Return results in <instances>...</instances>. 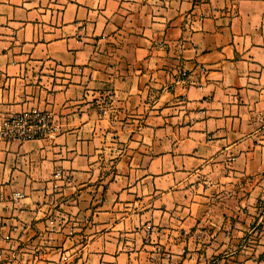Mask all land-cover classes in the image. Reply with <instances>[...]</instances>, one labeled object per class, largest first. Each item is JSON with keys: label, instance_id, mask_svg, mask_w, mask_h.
<instances>
[{"label": "crops", "instance_id": "obj_1", "mask_svg": "<svg viewBox=\"0 0 264 264\" xmlns=\"http://www.w3.org/2000/svg\"><path fill=\"white\" fill-rule=\"evenodd\" d=\"M32 111L0 264H264V0H0V126Z\"/></svg>", "mask_w": 264, "mask_h": 264}, {"label": "built area", "instance_id": "obj_2", "mask_svg": "<svg viewBox=\"0 0 264 264\" xmlns=\"http://www.w3.org/2000/svg\"><path fill=\"white\" fill-rule=\"evenodd\" d=\"M50 116L45 112L32 111L14 115L0 126L1 138H16L19 141L43 137L49 130ZM264 226V202L260 206V216L255 230Z\"/></svg>", "mask_w": 264, "mask_h": 264}, {"label": "rangeland", "instance_id": "obj_3", "mask_svg": "<svg viewBox=\"0 0 264 264\" xmlns=\"http://www.w3.org/2000/svg\"><path fill=\"white\" fill-rule=\"evenodd\" d=\"M104 101H107V100H105V97L104 98H102ZM104 101H102V103H103V106H104ZM101 111H102V113L105 115L106 114V112L104 111V109H103V107H102V109H100ZM50 127H52V122H50L49 123V128ZM55 177H56V180H58V181H60V182H64V184H66V182L65 181H67L66 179H67V176H65L64 175V173L62 172V171H60V170H57L56 172H55ZM64 186L62 185V184H60L59 186H55L54 185V188L52 189V193L53 194H60L62 191H63V188ZM77 224V222L75 221H72V224ZM67 259L69 258V256L68 255H66L65 256ZM63 258V257H62ZM64 260V259H63ZM68 260H66L65 262H67Z\"/></svg>", "mask_w": 264, "mask_h": 264}]
</instances>
